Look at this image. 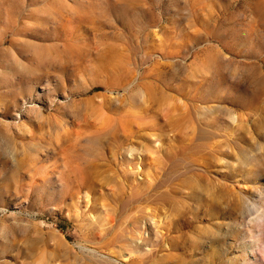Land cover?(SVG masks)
Segmentation results:
<instances>
[{"label":"rangeland","instance_id":"1","mask_svg":"<svg viewBox=\"0 0 264 264\" xmlns=\"http://www.w3.org/2000/svg\"><path fill=\"white\" fill-rule=\"evenodd\" d=\"M0 264H264V0H0Z\"/></svg>","mask_w":264,"mask_h":264}]
</instances>
